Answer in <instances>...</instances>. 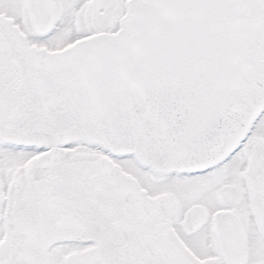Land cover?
I'll use <instances>...</instances> for the list:
<instances>
[{"label":"snow or ice","instance_id":"1","mask_svg":"<svg viewBox=\"0 0 264 264\" xmlns=\"http://www.w3.org/2000/svg\"><path fill=\"white\" fill-rule=\"evenodd\" d=\"M0 264H264V0H0Z\"/></svg>","mask_w":264,"mask_h":264}]
</instances>
